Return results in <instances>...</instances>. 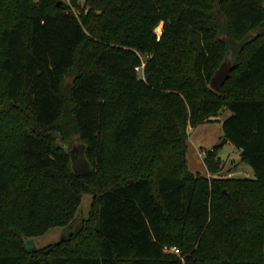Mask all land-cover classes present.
I'll use <instances>...</instances> for the list:
<instances>
[{
  "label": "trees",
  "instance_id": "trees-1",
  "mask_svg": "<svg viewBox=\"0 0 264 264\" xmlns=\"http://www.w3.org/2000/svg\"><path fill=\"white\" fill-rule=\"evenodd\" d=\"M71 2L78 13L0 0V264H264V0ZM223 109L208 175L194 174L188 129ZM74 134L92 165L82 177ZM225 143L252 178L221 174ZM84 193L82 228L30 251Z\"/></svg>",
  "mask_w": 264,
  "mask_h": 264
},
{
  "label": "rangeland",
  "instance_id": "rangeland-1",
  "mask_svg": "<svg viewBox=\"0 0 264 264\" xmlns=\"http://www.w3.org/2000/svg\"><path fill=\"white\" fill-rule=\"evenodd\" d=\"M82 2V0H80ZM67 6L71 11L78 13L79 11L73 6L71 0H65ZM157 33H162V25L157 28ZM225 61H231L227 59ZM224 61V62H225ZM223 62V63H224ZM232 62V61H231ZM145 66V60L143 65L137 71L139 77L143 76V69ZM72 81L71 76H67L66 86L70 85ZM231 115V112L223 109L221 110L217 120L203 124L196 129L189 128V151L187 154L189 169L194 174L208 175L205 157L208 155V151L214 147L219 146L222 143L223 137V122ZM81 143L78 139V135L74 134L67 146L72 149L73 146ZM219 165H221V174L225 176H233L235 178H252V169L241 161L240 151L236 149L231 143H225L218 152ZM93 203V195L91 193H84L82 196L81 204L75 214V217L71 223L65 227H56L49 230L43 236L34 237L27 240L28 243H33L32 247H36V250L47 248L55 245L72 234L77 233L83 224L90 219L91 209ZM30 245V243H29Z\"/></svg>",
  "mask_w": 264,
  "mask_h": 264
},
{
  "label": "water",
  "instance_id": "water-1",
  "mask_svg": "<svg viewBox=\"0 0 264 264\" xmlns=\"http://www.w3.org/2000/svg\"><path fill=\"white\" fill-rule=\"evenodd\" d=\"M232 69V62L225 61L212 77L210 84L211 89L215 92H220L226 81L229 79ZM86 149L87 146L85 144L79 143L73 146L72 149L68 150L72 171L76 177L86 176L92 172V165L86 156ZM29 243L28 241L26 242L28 249L30 251H36V247H32L33 243L31 241H29Z\"/></svg>",
  "mask_w": 264,
  "mask_h": 264
},
{
  "label": "built area",
  "instance_id": "built-area-1",
  "mask_svg": "<svg viewBox=\"0 0 264 264\" xmlns=\"http://www.w3.org/2000/svg\"><path fill=\"white\" fill-rule=\"evenodd\" d=\"M140 68H137V71L139 70ZM173 251H175L176 253H179V251L177 249H173Z\"/></svg>",
  "mask_w": 264,
  "mask_h": 264
}]
</instances>
